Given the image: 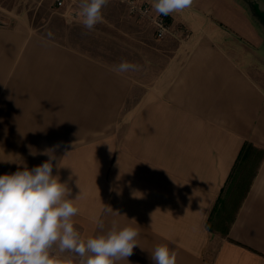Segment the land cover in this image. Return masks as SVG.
<instances>
[{
    "label": "crops",
    "instance_id": "obj_1",
    "mask_svg": "<svg viewBox=\"0 0 264 264\" xmlns=\"http://www.w3.org/2000/svg\"><path fill=\"white\" fill-rule=\"evenodd\" d=\"M252 7L194 0L156 38L115 0L96 53L64 29L0 27V175L58 145L83 232L138 229L142 264L160 244L177 264H264V154L228 225L212 224L244 145L264 149V1ZM125 60L138 70L114 71Z\"/></svg>",
    "mask_w": 264,
    "mask_h": 264
},
{
    "label": "clouds",
    "instance_id": "obj_2",
    "mask_svg": "<svg viewBox=\"0 0 264 264\" xmlns=\"http://www.w3.org/2000/svg\"><path fill=\"white\" fill-rule=\"evenodd\" d=\"M108 3L109 0H80L83 27L92 31L102 23V9ZM193 3L194 0H153L151 7L158 17L170 16L191 8ZM158 26L163 37L166 29L162 23ZM138 68L125 60L114 71L126 73ZM56 147L31 152L33 156L48 157L42 164L0 175V264H72L54 254V247L58 253H75L81 257L80 264L129 262L134 248L139 246L138 229L121 228L113 222L107 231L85 239L74 227L72 218L79 212L75 206L78 197L70 198L68 183L60 180L59 163H53L57 159ZM150 259L153 264H177V253L160 244L151 252Z\"/></svg>",
    "mask_w": 264,
    "mask_h": 264
},
{
    "label": "rangeland",
    "instance_id": "obj_3",
    "mask_svg": "<svg viewBox=\"0 0 264 264\" xmlns=\"http://www.w3.org/2000/svg\"><path fill=\"white\" fill-rule=\"evenodd\" d=\"M114 1L109 0L108 5L102 9V13H104L102 14L103 22L98 23L92 31H88L81 23L80 0H63L62 5L58 3V0H0V27L12 28L19 25L22 29L28 28L37 31V33H41L46 25L51 26L54 31L64 29L68 33V37L84 42L83 49L85 51L96 53V40H99L98 34H101L96 31V28L108 25L105 19H109L107 13L111 10ZM147 18L151 21L149 17ZM151 22L153 23V21ZM153 31L156 36L155 30ZM121 35L124 36V31H121ZM105 37L108 38L107 35ZM156 38L158 37L156 36ZM252 66V69L258 68V74L264 79V70H261V68H264V60L259 55ZM91 139L92 137L86 138V141ZM263 151L262 148L252 149L251 147L238 162L212 218L214 227L224 229L228 225L250 184ZM85 226L86 230L84 232L79 226H74L85 239L108 230L107 225L96 227V223L86 224ZM139 250V246L134 248L133 255L129 257L130 264H142L143 260ZM53 253L60 255L62 259L70 260L72 264L80 263L81 260V257L72 252L58 253L55 247Z\"/></svg>",
    "mask_w": 264,
    "mask_h": 264
},
{
    "label": "built area",
    "instance_id": "obj_4",
    "mask_svg": "<svg viewBox=\"0 0 264 264\" xmlns=\"http://www.w3.org/2000/svg\"><path fill=\"white\" fill-rule=\"evenodd\" d=\"M124 4H126L128 8V12L131 15L141 16V17H149L155 26V33L158 38H164L167 34L171 32L170 24L166 18V16H157L151 12V7L149 3L144 0H120ZM60 5L63 4V0H58ZM162 23L163 28L166 29V34L161 37L160 35V25Z\"/></svg>",
    "mask_w": 264,
    "mask_h": 264
},
{
    "label": "flooded vegetation",
    "instance_id": "obj_5",
    "mask_svg": "<svg viewBox=\"0 0 264 264\" xmlns=\"http://www.w3.org/2000/svg\"><path fill=\"white\" fill-rule=\"evenodd\" d=\"M251 2H249L248 0H243V2L245 3L247 9L252 13L256 14V11L253 9L252 7V0H250ZM257 15V14H256ZM259 18V16H257ZM262 23L264 24V18H259Z\"/></svg>",
    "mask_w": 264,
    "mask_h": 264
},
{
    "label": "trees",
    "instance_id": "obj_6",
    "mask_svg": "<svg viewBox=\"0 0 264 264\" xmlns=\"http://www.w3.org/2000/svg\"><path fill=\"white\" fill-rule=\"evenodd\" d=\"M252 147V149L253 148H256L255 146H251L250 144H248V143H246L245 145H244V147H243V149H242V151H241V153H240V157H239V161L243 158V156H244V154H246L247 153V151L250 149ZM263 154H264V151H263ZM238 161V162H239Z\"/></svg>",
    "mask_w": 264,
    "mask_h": 264
}]
</instances>
